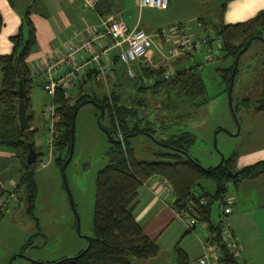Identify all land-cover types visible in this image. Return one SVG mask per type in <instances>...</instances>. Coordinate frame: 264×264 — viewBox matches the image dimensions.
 Returning <instances> with one entry per match:
<instances>
[{
	"label": "trees",
	"instance_id": "1",
	"mask_svg": "<svg viewBox=\"0 0 264 264\" xmlns=\"http://www.w3.org/2000/svg\"><path fill=\"white\" fill-rule=\"evenodd\" d=\"M219 1L221 15L229 0ZM1 25L0 15V27ZM211 27L212 34L220 39L223 57L232 59V64L222 70L224 73L221 76L228 85L237 51L249 39L246 49L251 40H261L259 37L264 28V9L244 21L219 22ZM9 41L12 43L11 52L0 54V149L13 152L17 160L15 202L23 198L25 212L34 218L32 211L36 185L33 175L40 161L37 153L33 163L28 164L25 161L27 149L24 137L27 136V139L31 140L34 129L19 128L16 95L18 81H21L24 91L23 106L29 125L32 115L28 98L31 78L26 57L35 44L29 8L24 11L18 30L9 36ZM112 61L113 64L119 62L117 55L112 56ZM139 70L140 74L138 72L135 80H132L135 90L156 94L161 92L163 95L159 104L165 113L158 119L149 116L143 119L138 114V107L121 103L113 89L101 96L80 93L74 98L64 95L59 86L54 89L50 102L58 115L57 135L53 138L54 151L51 157L55 166L63 173L61 166L69 152L74 115L83 104L90 103L99 109L98 121L106 117L107 125L101 128L108 138L109 146L105 152L106 163L95 176L92 235L87 239L86 247L70 257L46 262L30 260L28 264H130L133 259L153 257L158 247L153 239L143 233L131 213L138 188L151 176L165 179L170 184L174 194L171 204L174 212L182 213L191 208L196 221L208 225L213 232L212 239L222 251L223 263L238 264L221 239L220 221L216 225L209 223L211 205L214 201L222 202L228 183L235 184L241 179L252 178L264 171V160L235 169L236 155L231 153L228 157H223L222 162L216 166L200 165L198 160L188 153L194 135L178 127L180 123L192 117V111L207 101L197 65L175 68V75L167 79L162 77L163 69L160 68L149 70L141 67ZM92 73L94 77L96 70ZM86 74L91 76V72ZM144 79H147V82H144ZM258 85L257 97L246 96L241 99L240 104H246L248 109L264 115V76ZM136 104L141 103L137 101ZM230 110L232 111L233 107H230ZM167 115H171V118ZM137 135H144L155 144L151 151L153 160L134 157L132 139ZM202 179L212 182L211 192L199 184ZM196 186H199V191L195 189ZM1 213L0 211V215ZM19 252L23 253L22 250ZM174 252L175 264H187L184 254L177 246Z\"/></svg>",
	"mask_w": 264,
	"mask_h": 264
},
{
	"label": "rangeland",
	"instance_id": "2",
	"mask_svg": "<svg viewBox=\"0 0 264 264\" xmlns=\"http://www.w3.org/2000/svg\"><path fill=\"white\" fill-rule=\"evenodd\" d=\"M201 1L204 7L201 8L203 9L201 15L205 16L206 20L213 22L222 15L219 13V0ZM129 7L131 15L130 18L125 19L126 22H133L138 17L140 25L148 33L168 32L171 24L175 22H180L189 28L195 24V18L192 21L180 19L190 15L189 11L192 10L190 0H178L172 5L169 3L167 10L164 11L167 14L154 8H139L131 3ZM164 15H173L178 19L160 25L159 20L165 19ZM145 21L150 24L143 25ZM206 32L211 35V28H207ZM263 37L264 28L261 32V38L264 39ZM150 39L155 45L152 36ZM261 40H251L248 48L238 56L229 94L228 85L221 76L224 73L222 70L232 64L230 57H219L205 62L204 51L201 48L192 53L193 57H186V62L177 65V68L197 65L204 85L206 103L192 111V117L178 126L194 135L188 153L203 167L214 166L221 156L228 157L231 153L245 151L260 141L258 132L264 128L258 120H255V114L248 109V105H242L240 101L247 93V96L257 97L259 85L256 68L257 65L264 68V41ZM132 69L134 74L128 77L124 67L117 62L115 68L99 76L98 80L89 81V86L83 90V93L101 96L113 89L121 103L138 107V114L143 119L148 116L158 119L165 113L159 104L163 97L162 93L136 91L132 84V80L137 76L134 64ZM29 92L32 102L30 122L35 127L31 140L40 161L33 175L36 185L32 211L34 218L25 212L23 198L15 202L11 208L2 211L0 264H28L30 260L53 261L73 256L86 247L87 238L92 235L95 176L106 163L105 152L109 146L108 138L101 128L107 125L106 117L98 121L99 109L96 106L90 103L81 105L74 115L71 154L62 173L51 161L54 149L48 156L44 144L46 127L40 111L43 104L50 102V95L36 88L34 84L31 85ZM137 101L141 104H136ZM230 107H233L234 111H231ZM167 117L171 118V115ZM153 146L155 144L144 135H137L132 139L136 159L153 160L151 153ZM199 184L205 190L212 191L213 185L210 180L202 179ZM195 189L199 191V186ZM218 211V201H214L211 205L210 218L214 219ZM176 246L178 245L175 242L172 247L174 254ZM20 250L23 253H20Z\"/></svg>",
	"mask_w": 264,
	"mask_h": 264
},
{
	"label": "crops",
	"instance_id": "3",
	"mask_svg": "<svg viewBox=\"0 0 264 264\" xmlns=\"http://www.w3.org/2000/svg\"><path fill=\"white\" fill-rule=\"evenodd\" d=\"M177 1L168 0V4L172 5ZM200 1L190 0L192 2L190 15L186 18L179 17L187 21H192L195 18V24L190 30L197 36H199L200 30L207 34L206 29L211 28L212 30L213 24L244 21L254 16L257 11L264 9V0H229L222 15L212 22L201 15L203 13L201 8L204 7ZM128 2L137 6L135 0H94L92 5H86L83 0H0L2 19L0 54L11 52L12 43L9 41V36L18 30L21 16L26 8H29V18L35 34V44L26 57L29 71L35 69L45 57L55 59L59 53L63 52L64 42L68 39L83 42L93 37L90 51L79 50L74 59L75 62L89 59L95 52L99 54L101 63L105 62L106 57L112 59V56L117 55L121 47L112 45V41L101 24V20L107 15H115L122 19L129 28L142 29L152 36L153 41H156L157 36L153 31L148 33L142 28L140 18L136 17L133 22H126L125 19L130 18L131 15ZM168 4L165 9L160 10L163 14H167L164 11L167 10ZM175 17L173 15L165 16V19H160L159 23L160 25L170 23L178 19ZM149 24L146 21L143 23L146 26ZM164 54L165 50L156 51L153 47L150 48L146 59L133 63L136 67V74L138 72L140 74L141 67L149 70L160 68L164 72L169 66L168 62L164 60ZM188 56L192 55L187 53L181 55L170 64L174 69H177L178 63L186 62L185 59ZM121 66L123 65L121 64ZM115 67L116 63L112 68ZM186 67L182 66L181 68ZM70 68V64L65 63L56 69L54 76H63ZM93 70L89 68L83 73H74L71 86L67 90V94L71 98H74L76 94L83 93V90L88 88L89 81L98 80L96 75L93 77ZM256 71H258L257 83H259L264 76V68L257 65ZM87 72H91V76H88ZM110 72L109 74H111ZM30 78L31 85L34 84L36 88L42 89L41 85L46 79V73L40 72ZM28 98L29 110L32 111L30 92ZM254 114L255 120H258L264 128V115L255 112ZM28 129H35L31 122ZM258 136L260 141L257 145L235 154V169L264 160V129L259 130ZM17 178L18 164L13 152L0 149V196L11 189L12 184L17 182ZM158 180L157 176H151L141 184L137 190L135 204L131 212L143 233L154 240L158 251L153 257L133 259L130 264H175V254L172 251L175 242L184 254L186 261L191 262L202 255L205 241L210 237V233L213 234L205 222L189 225L186 217L177 215L171 206L174 200L172 190L160 187ZM224 199L226 201H224L223 207H227V212L222 214L218 203L219 211L214 219L209 216V223L216 225L220 217H224L228 228L240 245L242 260L238 264H264V171L252 178L241 179L235 184L228 183ZM14 203L15 201L11 202L6 208H11ZM207 254L211 256L213 249H208ZM193 264L198 263L194 262Z\"/></svg>",
	"mask_w": 264,
	"mask_h": 264
},
{
	"label": "built area",
	"instance_id": "4",
	"mask_svg": "<svg viewBox=\"0 0 264 264\" xmlns=\"http://www.w3.org/2000/svg\"><path fill=\"white\" fill-rule=\"evenodd\" d=\"M83 2L86 5H92L94 0H83ZM135 3L139 7L163 10L167 7L168 0H135ZM101 24L105 29V33L112 41V45L121 47L117 52V59L123 65L126 75L132 77L134 74L132 64L146 59L147 52L153 45L150 36L140 28H129L122 19L117 18L115 15H107L101 20ZM155 35L157 36V40L153 47L156 51H161L162 48L165 49L164 60L169 64L167 69L162 73L164 79L171 78L175 75V69L170 63L181 55L186 53L192 55L193 52L201 48L204 51L203 60L205 62L223 57L224 55L218 37H215L214 34H205L201 30L199 31V36H197L188 26L180 22L171 24L168 32L158 31ZM92 39L93 37L83 42L72 39L66 40L63 45V52L59 53L55 59L50 57L42 59L35 69L29 71L30 77H34L40 72H45L46 79L42 82L41 86L50 97L53 95L54 89L58 86L63 90L64 95L69 96L67 90L71 86V80L74 78L75 72L83 73L89 68L94 69L99 79V76H103L112 68V59L106 57L105 62L101 63L99 54L95 52L91 54L89 59H83L80 62L74 61L79 50L85 49L90 51ZM122 44L124 45L122 46ZM65 63L70 64V70L65 72L63 76L55 77L54 73L56 69ZM40 116L45 123L46 134L44 144L47 148L48 156H50V152L53 149V138L57 135L56 123L58 121V115L51 102L43 105ZM158 182L160 187L170 191L172 190L170 184L165 179L159 178ZM13 201H16V183H13L11 189L0 196V211ZM224 201L226 199L223 197L222 202L219 203L222 214L227 212V207H223ZM175 213L186 217L189 225L197 222L193 212H191V208L182 211V213ZM219 221L221 239L225 242L227 250L232 257L238 263H241L240 245L232 235L223 216L220 217ZM212 237L213 234L210 233V237L205 241L202 255L191 262H187V264H193L194 262L198 264H224L222 261V251ZM208 249H213L211 256L207 254Z\"/></svg>",
	"mask_w": 264,
	"mask_h": 264
},
{
	"label": "water",
	"instance_id": "5",
	"mask_svg": "<svg viewBox=\"0 0 264 264\" xmlns=\"http://www.w3.org/2000/svg\"><path fill=\"white\" fill-rule=\"evenodd\" d=\"M259 38L262 39L261 37H259ZM249 41H250V39L246 41L245 45L242 48H240L237 51V53L235 54V56H234L233 65H232V68H231V71H230L231 73L229 75V83H228V87H227V93L228 94L230 93L232 77H233V73H234V70H235V66H236V63H237L238 56L240 55V53L244 49H246ZM262 41H264V40L262 39ZM16 95H17V98H18V106H17L18 126H19V128L21 130H26V129H28L29 125H28V122H27V118H26L25 110H24V106H23L24 91H23V87H22L21 81H18V85H17V89H16ZM24 138H25V145H26V149H27L25 161H26V163L30 164V163H33L35 161L36 153H35L34 148H33L32 140H28L27 136H25ZM71 142H72V139H71ZM71 142H70V147H69V152H68V155H67V159L62 164L61 169H63L65 163L67 162V160L70 157L71 146H72ZM222 158L223 157L221 156L219 162L216 165H218V164H220L222 162ZM216 165H214V166H216ZM69 200H70V198H69ZM70 205L72 206L71 200H70Z\"/></svg>",
	"mask_w": 264,
	"mask_h": 264
}]
</instances>
